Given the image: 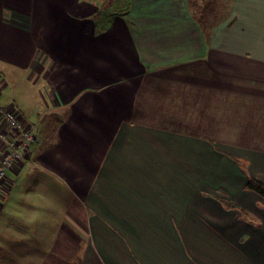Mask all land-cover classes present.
Returning <instances> with one entry per match:
<instances>
[{
    "label": "crops",
    "instance_id": "crops-1",
    "mask_svg": "<svg viewBox=\"0 0 264 264\" xmlns=\"http://www.w3.org/2000/svg\"><path fill=\"white\" fill-rule=\"evenodd\" d=\"M117 2L0 0V264H264V0Z\"/></svg>",
    "mask_w": 264,
    "mask_h": 264
},
{
    "label": "built area",
    "instance_id": "built-area-1",
    "mask_svg": "<svg viewBox=\"0 0 264 264\" xmlns=\"http://www.w3.org/2000/svg\"><path fill=\"white\" fill-rule=\"evenodd\" d=\"M36 140L37 136L16 110L0 108V182L6 181L8 170Z\"/></svg>",
    "mask_w": 264,
    "mask_h": 264
},
{
    "label": "rangeland",
    "instance_id": "rangeland-1",
    "mask_svg": "<svg viewBox=\"0 0 264 264\" xmlns=\"http://www.w3.org/2000/svg\"><path fill=\"white\" fill-rule=\"evenodd\" d=\"M118 1H120V2L116 3L118 5L117 12L118 13L127 12V9H128L127 0H118ZM211 1H213V0H201V3H200L199 0H190L191 4L196 3V8L199 5L200 9L203 10V13H202V16H201V20L203 22H204L203 17L205 18V11L208 10L211 7V3H210ZM215 136H224V135H215ZM29 194H30L29 191L26 190V195H29ZM63 200L64 199L59 198L58 199V203H57L58 213H61V214L65 210L64 205H62V203H60V202H63ZM38 206H39V209L37 211L38 215H37V217L35 216V221H32L30 223H33L34 225L36 224L37 228H40V229L47 228L49 230L50 229V225L52 223V220L47 219V214H49V212H48L49 210L48 209H49L50 205L47 203V200H46V201L41 202ZM74 207L76 208V205ZM58 223H59V219H58ZM51 231L52 232H56L57 229L56 228H52Z\"/></svg>",
    "mask_w": 264,
    "mask_h": 264
},
{
    "label": "trees",
    "instance_id": "trees-1",
    "mask_svg": "<svg viewBox=\"0 0 264 264\" xmlns=\"http://www.w3.org/2000/svg\"><path fill=\"white\" fill-rule=\"evenodd\" d=\"M111 8H112V6L109 7V9H111ZM106 12H108L107 9H106ZM100 17H101V14H100ZM95 18H97V17H95ZM246 188L251 189V190H255L264 197V182L263 181H260V180L255 179V178H251L249 183L247 184Z\"/></svg>",
    "mask_w": 264,
    "mask_h": 264
}]
</instances>
